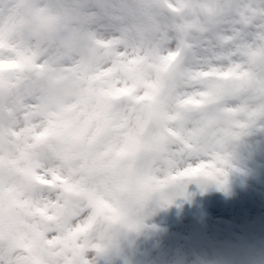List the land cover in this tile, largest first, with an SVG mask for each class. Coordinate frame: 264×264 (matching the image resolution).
<instances>
[{
  "label": "clouds",
  "instance_id": "clouds-1",
  "mask_svg": "<svg viewBox=\"0 0 264 264\" xmlns=\"http://www.w3.org/2000/svg\"><path fill=\"white\" fill-rule=\"evenodd\" d=\"M0 264H264V0H0Z\"/></svg>",
  "mask_w": 264,
  "mask_h": 264
}]
</instances>
